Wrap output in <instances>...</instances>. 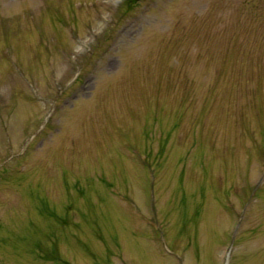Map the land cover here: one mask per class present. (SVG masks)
Segmentation results:
<instances>
[{"label": "rangeland", "instance_id": "1", "mask_svg": "<svg viewBox=\"0 0 264 264\" xmlns=\"http://www.w3.org/2000/svg\"><path fill=\"white\" fill-rule=\"evenodd\" d=\"M0 264H264V0H0Z\"/></svg>", "mask_w": 264, "mask_h": 264}, {"label": "trees", "instance_id": "2", "mask_svg": "<svg viewBox=\"0 0 264 264\" xmlns=\"http://www.w3.org/2000/svg\"><path fill=\"white\" fill-rule=\"evenodd\" d=\"M130 2H133V1H135V0H129Z\"/></svg>", "mask_w": 264, "mask_h": 264}]
</instances>
